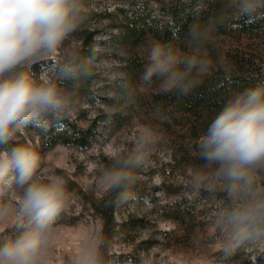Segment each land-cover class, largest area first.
<instances>
[{
	"label": "clouds",
	"instance_id": "obj_1",
	"mask_svg": "<svg viewBox=\"0 0 264 264\" xmlns=\"http://www.w3.org/2000/svg\"><path fill=\"white\" fill-rule=\"evenodd\" d=\"M226 5L239 16H264V0H226ZM89 11L88 0H0V228L12 226L11 235L0 236V264H48L51 258L55 225L72 194L61 176L38 171L39 154L14 139L27 128L43 130L50 118L70 114L79 103L77 93L62 82L88 77L95 57L78 66L56 57L85 24ZM199 12L198 5L197 19L184 37L195 42L190 52L163 41L149 46L141 89L158 82L161 93L179 99L200 86L212 66L201 50L221 22H200ZM42 61L51 63L38 74L32 72ZM121 87L125 100L134 102L128 85ZM155 141L156 133L147 129L131 153L117 148L110 152V165L102 168L97 183L115 192L117 203L127 200L136 169L147 163ZM196 152L202 164L190 181L192 193L218 195L206 187L203 173L210 171L228 201L210 225L224 258L240 248L264 251V82L224 101L197 138ZM107 247L102 237L89 238L76 264H104Z\"/></svg>",
	"mask_w": 264,
	"mask_h": 264
},
{
	"label": "rangeland",
	"instance_id": "obj_2",
	"mask_svg": "<svg viewBox=\"0 0 264 264\" xmlns=\"http://www.w3.org/2000/svg\"><path fill=\"white\" fill-rule=\"evenodd\" d=\"M158 1L163 0H88L85 24L56 57L62 63H86L83 34L94 33L91 45L95 53L89 57L95 61L89 76L62 82L64 88L77 93L74 100L79 103L70 114L50 118L43 130L27 128L14 139L39 154L38 171L61 176L72 194L55 225V244L48 264H76L82 244L91 237H102L101 217L69 185L75 184L95 200L107 196L110 191L100 188L97 181L102 168L110 165V152L117 148L131 153L138 135L147 129L156 133V141L147 163L136 169L134 185L139 193L117 203L115 217L120 233L104 256V264H264V251L250 248L237 249L224 258L218 233L210 228L218 212L228 206L223 188L209 171L203 173L208 177L206 187L218 195L210 196L207 190L194 195L190 189V181L202 164L196 152L198 137L190 135L185 119L173 120L155 104L154 96L161 93L158 82L148 89L139 87L147 51L154 42L148 39L136 48L129 47L122 37V25L138 2L148 4L156 13ZM221 1L229 13L236 14L226 0ZM176 47L181 52L192 50ZM219 47L224 54L239 48L256 56L257 61L263 59L264 70V32L252 38H220ZM48 63L51 61L38 62L31 71L38 74ZM134 65L138 71L132 80ZM125 83L133 93L132 103L123 95L121 85ZM67 122L91 131L87 146L53 137ZM11 234V225L0 228V236Z\"/></svg>",
	"mask_w": 264,
	"mask_h": 264
},
{
	"label": "trees",
	"instance_id": "obj_3",
	"mask_svg": "<svg viewBox=\"0 0 264 264\" xmlns=\"http://www.w3.org/2000/svg\"><path fill=\"white\" fill-rule=\"evenodd\" d=\"M138 3L137 9L126 16L125 24L122 25L124 28L122 37L125 41L127 40L126 43L132 48H136L151 39L153 42L172 43L185 51L192 49L195 42H190L184 37L189 25L193 23L194 19H197L196 9L198 5L200 6L198 17L200 22L209 18L221 22L202 49L205 52L203 55L211 60L212 66L202 78V82L196 91L179 99L174 93H158L154 96L155 104L168 112L173 120L181 117L188 122L189 133L192 137H199L224 101L233 92L264 82L263 59L257 61L256 56L239 48L228 50L224 54L219 47L220 38L259 36L264 32V16L250 19L247 16L229 13L221 0H163L157 2L158 10L156 13V10L150 9L148 4ZM83 36L85 38L84 56L94 55L95 47L91 45L94 33L84 32ZM133 61H137L136 57L133 58ZM133 67L131 70L132 80L135 72L138 71L135 69L137 68L135 65ZM91 134L90 130H82L76 124L67 122L53 137L60 139L63 143L85 147L89 143ZM74 186L76 185L71 183L69 189L89 202L102 219V238L108 245L105 256L115 237L120 233L119 222L115 217L116 193L109 192L101 200H95L83 189ZM138 190L139 188L133 185L129 189V194H138Z\"/></svg>",
	"mask_w": 264,
	"mask_h": 264
}]
</instances>
